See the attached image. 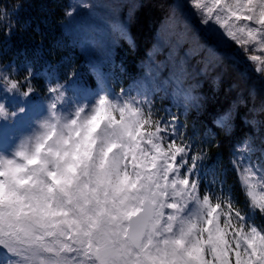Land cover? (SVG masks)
Returning a JSON list of instances; mask_svg holds the SVG:
<instances>
[{"label":"snow or ice","instance_id":"obj_1","mask_svg":"<svg viewBox=\"0 0 264 264\" xmlns=\"http://www.w3.org/2000/svg\"><path fill=\"white\" fill-rule=\"evenodd\" d=\"M188 2L200 23L218 26L264 74V0ZM78 8L90 5L78 0L64 16ZM113 32L127 38L121 28ZM227 58L237 61L235 53ZM22 66L23 78L15 75L20 67L0 68V264H264V225L255 222L257 214L264 218V148L251 135L230 161L245 211L223 192V177L219 192L201 190L209 153L194 147L179 115L165 109L161 116L151 99L114 92L103 78L91 92L77 82L72 98L57 78L44 100L32 101L31 64ZM178 67L163 84L175 85L186 117L208 98L198 82L186 83L183 62ZM218 82L214 77L213 86ZM242 103L217 113L213 127L230 136ZM25 121L30 131L5 151L15 139L10 124ZM257 151L261 159L253 163Z\"/></svg>","mask_w":264,"mask_h":264},{"label":"trees","instance_id":"obj_2","mask_svg":"<svg viewBox=\"0 0 264 264\" xmlns=\"http://www.w3.org/2000/svg\"><path fill=\"white\" fill-rule=\"evenodd\" d=\"M171 2L139 0L130 13L127 27L133 44L120 39L116 48L114 62L118 66L116 74L120 85V88H115L116 92L123 89L133 95L130 85L140 77V65L153 45L158 28L167 14V8L161 6H168ZM69 7L70 0H0V68L20 67L15 75L23 78L26 72L22 65L27 59L33 71L31 84L36 89L32 101L44 100L46 87L57 78L68 85L67 95L70 98L73 97L77 82L80 86L94 84V78L87 75L88 65L79 45V35L72 33L67 27L69 18L64 16V12ZM5 27H12L11 35H5ZM216 66L218 67L214 71L220 74L212 75L213 71L200 82V91L208 98V103L197 117L187 114L183 124L187 125V134L193 138L194 147L206 149L209 153V159L204 162L201 170V190L207 187L219 192V181L223 177L226 179L223 192L231 193L237 206L247 211L245 196L230 161L236 145L246 136L251 135L258 149L264 148V144L261 145L256 140L253 127L245 122V119H253L254 123L263 120L264 112L251 106L252 97L256 98L255 95H259L261 91L254 93L255 95L252 92V88H257L255 81L258 77L250 66L223 56ZM70 72L75 73L74 78L69 76ZM217 76L220 79L214 87L212 80ZM238 98L243 101L240 116L236 120L233 133L226 136L213 127L212 120ZM262 99L264 100V95ZM15 102L20 103L19 97ZM153 107L154 111L164 116L167 101L158 98L153 102ZM24 123L30 121L10 124L9 137L14 136L15 139H10L4 146L12 140L16 142L23 135ZM205 129L208 130L207 133ZM214 179L217 181L215 184L211 183ZM255 222L264 225V218L257 214Z\"/></svg>","mask_w":264,"mask_h":264},{"label":"rangeland","instance_id":"obj_3","mask_svg":"<svg viewBox=\"0 0 264 264\" xmlns=\"http://www.w3.org/2000/svg\"><path fill=\"white\" fill-rule=\"evenodd\" d=\"M171 1L168 6H161V8H167V14L158 28L153 45L145 54L147 60L145 61L144 71L140 80L134 86V91L136 96L139 94L138 98L147 99H151L156 93H160L162 97L170 100L171 112L179 115L180 120L185 121L186 117L179 107L182 102L172 95V89L175 85L168 84L164 86L163 84L174 73L179 75L178 66L180 62H183L184 67L187 69L189 79L186 83L198 82L199 84L204 78H207V74H212L217 69L218 66L216 65L219 63L217 57L221 59L222 56L227 57L228 54L235 53L237 62L244 64V66H250L252 70L256 65L246 59V54L238 50L234 42L219 34L222 30H219L218 26L200 23L199 17L189 6L188 0ZM70 2L71 6H74L78 0H70ZM82 2L88 3L90 8H78L74 16L69 18L67 27L72 33L80 36L77 37L83 54L89 56L90 60L95 61L94 64L96 65L98 58L102 56L107 58L112 54L111 50H113L117 41V34L113 32L114 27L123 29L128 38L127 18L137 6L139 0H82ZM177 5H179L178 8ZM173 12H175L174 16ZM92 32L95 34L92 35ZM88 34H91V36L84 38ZM252 54L260 53L257 51ZM205 66H207V73L201 74V70ZM239 69L243 72L241 68ZM93 72L98 78H103V82L109 86V80L102 76L96 66L93 68ZM254 72L258 79L255 81L257 88H252V92L253 94L261 92L259 95L254 94L256 98L252 97L251 106L259 111L264 108V100L262 99L264 95V74L255 70ZM215 74L220 73L214 71L212 75ZM158 86L161 90H158ZM200 112L190 109L187 114L193 115L194 118L200 115ZM255 124L256 127L252 128V131L256 135L259 144L263 145L264 118L261 122ZM19 140L16 143H19ZM11 147L5 151H8ZM250 159L251 162L256 163L261 159V153L257 151Z\"/></svg>","mask_w":264,"mask_h":264}]
</instances>
